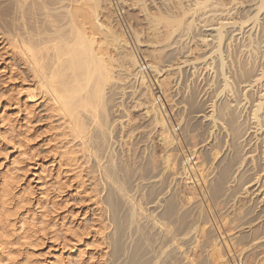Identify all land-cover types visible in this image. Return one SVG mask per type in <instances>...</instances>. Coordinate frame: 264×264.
Returning a JSON list of instances; mask_svg holds the SVG:
<instances>
[{"label": "rangeland", "instance_id": "1", "mask_svg": "<svg viewBox=\"0 0 264 264\" xmlns=\"http://www.w3.org/2000/svg\"><path fill=\"white\" fill-rule=\"evenodd\" d=\"M162 1H160V0L159 1L158 0H136V1L135 0H102V2H103L102 3L100 0L99 4H98V5L103 4L102 6H98V8H100V10L98 9L99 14L100 13L102 14V15L100 14L98 16V18L102 19V16L105 14L104 15L105 17H103V18L106 19V16L108 15L106 20L107 21L110 20L111 22L109 21V23L111 25L114 24L116 28L114 27V25H113V27L115 29H118L119 32L123 33L125 38L129 42V44H128V42L126 43L127 45L124 43L123 44L124 46L122 45V48L120 47V48H118V50L116 49L117 51H115L114 50L115 48H113V46H111L113 44L109 43L110 46L108 45V48H110L111 51L114 50L113 51L114 56L116 54L120 55V58L118 56L117 60H119L120 62L122 61V62L119 63V61H117V60H115V62L112 61V63L110 62V65L113 64V66H115V67L112 66V68L110 66L111 70H115V72L112 71V74H114L113 79L111 78L108 80L109 82L107 81L108 83H106V85H108L109 87L105 86V88L109 89L111 87L112 90L114 88L115 94L113 93L114 91H112V93H113L112 95H110L111 92L110 93L104 92V94L107 93L105 96H107V95L109 96V98L107 96V98H108L107 100L104 99L105 96L102 95L103 101H107V102H109L113 98L120 97V99L116 98L117 103H118V101L119 102L121 101L117 105H118V107H120L119 104H121L124 107L121 106L120 108H118L117 105L115 104L116 102H114L115 100H113V102L112 101L109 102V104L111 103V105H109L107 102H105V103H103L104 107L103 106H102L103 108L100 107V111H98L99 107H97V110H96L102 114V113H104L102 109L106 108L105 106L108 104L107 108L109 110L107 108L105 109L106 111L104 110L106 113H104L105 115L103 117L107 118V121H106L107 124L105 122L106 125L112 124V127H111V125H108L110 127H108V126L106 127V128H108L107 130L109 131L108 137L111 139L110 141H112V145L110 144L111 145L110 148H112V149L109 148L110 150L108 149L107 151H110L109 154L114 152L113 156L111 157L112 159L115 156H120V157H118V159L116 157L117 160L116 159L114 160V161H116L115 164H117L119 162L117 165L114 164L115 168H117L116 171L114 169V171L117 172V173L114 172V175H115L114 178L118 177V175H119L120 178H118V179H119V182L121 183V185H120V183L119 184L117 183L118 180L115 178L116 184L122 186L123 193H125L126 196L128 195L127 198H129V200L132 198L130 200L131 204H128L127 202H126L127 203L126 204L121 198L118 199L117 201L120 202L119 205H116L118 203H114V205H113V207L115 206L117 208L112 207L111 204H113V203H110V201L108 200V196H106V195H108V192H107L108 191V185L110 186V184L108 183V181H104L105 179H103L101 177V175L98 174L99 173L98 171L96 173L95 169H97V168L94 167V166H96V163H95L96 161L93 158L90 159L89 162H87L86 164L83 165L82 170L84 172L81 171L78 173V171H79L78 169H77L78 170L77 171L72 166L65 164L66 162L60 157L59 152L61 151V147H59L60 144H58V143L60 142L59 140H61L62 136L61 137L58 136V135H60V129H59V127H56V125H57L56 117H55V120L53 118L54 116L49 117L52 115L47 109H45L46 106L44 105L45 104L44 99L41 98V95L37 94V92H36V91H38L36 89L37 84L34 83V81H30L27 78V74L24 70V66L22 64V61H21L19 55L16 54L15 51H13V49L10 48V46H8V44L2 40V38H0V174H1L0 179H1V177H3L4 174L15 172L17 175H19L21 189L23 188L24 191H26V192L28 191L27 193L29 195H30V193L32 194L30 196L32 198L31 201L35 205L37 210H39V209H41V210L45 209L46 210V207H48L47 204H51V202H55L54 204L55 205L57 204V205L55 206L56 209H54V211H55L54 214H57V220L60 221L61 223H62V221L66 222V223L69 221L68 222L69 224L72 223V226H74L73 227L74 231L77 230V232L75 231L77 233L76 235L79 236V237L76 236V238H74V240H73V242L75 241L74 243L70 242V243H66L65 245L62 244V245H64V249H63V246L61 244L56 245L57 244L56 241L52 242L50 240H45L44 241L45 243L43 242V245L42 244L40 245L41 247L40 246L36 247L37 249L35 250L36 251L35 254L36 253L37 254L35 256H33V258H35V261L36 260L38 261V264H51L53 259H56V257H59V256L61 258H63L64 260L68 259V260L74 261L75 259L80 258V260L81 259H83L85 261L88 260V261L94 262V263L101 262V264H109L110 262H111L110 264H128V262H130V264H132V263L135 264V262H136V264H138L139 261H140L139 264H142V263L143 264H153V263L154 264H158V263L159 264H171L170 262H172V264H180L179 259H178L179 263H177L176 258H175L174 262L171 261V259L174 256L172 258L167 257L168 252H170L171 246L169 247L167 244V248L165 250L161 251L162 248L166 247L165 246L166 245V239L165 238L164 239L158 238V233H156L157 232L156 229L149 227V223H150V226L153 223L151 221V219L153 221H155V219L157 221L160 220L161 222L159 221V223H162V225H163V221H164L163 226H165L166 229L169 228L170 230H175L177 232H179L178 231L179 229H184V231L186 232V230H189L188 227L192 226V227H190V230H191V228L195 227L194 230H192L190 232L191 234L189 233L187 235L188 237L189 236L191 237V239L189 237L190 241H189L187 236H184L183 239L185 240V238H186L188 241L187 240H185V241L181 240L182 244H184V245L186 244L185 246L183 245V247H185L186 251H187V258L185 257L184 260L182 259L183 261L181 260V264H264V255H263L264 254V241H261V242L249 241L251 238L249 235V232L252 229V228L250 229V227H256L257 225H261L264 222V198H262V196L259 195V192L257 193L256 191H254L255 192L254 193L252 191L255 188L254 186L253 187H250V186L246 187L247 186L246 180L248 178L250 179V177L254 175L253 169H251V168H254L255 164L254 163L251 164L250 163L251 161L250 162L248 161V160H250V158L249 157L247 158V154L245 155V154H243V152L240 153V156L245 155L244 163L240 166L241 169L239 168L237 170V172H235L234 175L232 177H230L231 179L229 178L230 181L228 179L227 185L225 184L226 182L224 183L225 185H223V186L225 188V190H224L225 192L222 191V193L221 192L218 193V192H214L213 190L210 189V187L211 188L213 187V182H214L213 180L214 179L216 180V178H217L216 176L218 174L220 167L222 166L221 164H223L224 161H226L227 159H229V157H231L232 151L234 150V147H232L231 142H230L231 139L229 140L230 144L225 143V145L223 147V145L219 144V142H217V140L215 142L216 138H214V137H218V136L219 137L225 136V137H223V139L226 138L225 133L228 132L229 129L231 128V126H230L231 122L230 123L228 122V121H230L229 118H231L230 117L231 114L230 115L227 114L228 116H225L224 119L219 118V120H217L218 123H216L215 125L211 121L216 117V116H214V115H216L215 114L216 112H214L212 117H209V114L212 113L211 106H210L211 102L216 104L220 101H223V100L227 99L226 98L227 96H225V95H228L230 100H231V94H230L231 91L227 92L228 88L226 90V87H224V89H222L223 88V86H222L223 81H221V79H222L220 76L221 72L219 71L221 69L219 68L220 62L217 61V60H219L218 59L219 56L216 53L217 51L215 52V54L213 53L211 55L212 58H214V59L216 57V59H217V60L215 59L216 61L215 60L212 61V58L209 56L211 59L209 57H207L205 59V62L204 61L202 62L203 64L199 62L200 60L197 61L196 63H192V65L194 64L193 66L195 68L197 67V69H195L194 74L189 73L192 71L191 69H193L192 67H190V65L185 66V64L183 65L181 63L183 61L182 59L185 60V58L193 57V56H195V54H196V56L201 55L202 52L198 49V46H197L198 38L202 34H205V33L207 34L210 32L209 30L206 31L203 29L208 28V27H206L208 25V23L209 24L214 23V21L217 18L213 19L214 21L212 20V22H210L209 20H207L208 22L199 21V20L194 21L195 25L193 24L191 27L192 30L190 29V31H192V32L189 31L190 34L187 33V35L180 37L178 33H180V31L184 28V27L183 28L181 27L183 25H180V23H182V21H183V24H185L186 18L184 17L183 20H182V18L179 19L178 17L181 15H179L178 17H175L176 12H177V15L179 12L178 11L179 9L175 7L176 6V2L174 4L175 0L167 1L168 4H166L167 2L165 3L163 1L165 5L161 4ZM221 1H222V3H223V1H224V3H227L229 0L228 1L227 0H221ZM7 2H8L7 0H5V1L0 0V11L1 12L3 10L2 8L5 7V5H6L5 3H7ZM170 2H173V3H171V5L174 4L175 5L174 8L177 10L173 9V6L170 5ZM104 6H105V8H103ZM166 6H168L169 8H167ZM243 7L244 6H242L241 8H243ZM241 8L240 7L237 8L238 12L239 11L241 12V10H243L244 8H247V7H244L243 9H241ZM263 8L264 7H262V9ZM168 9L169 10L171 9V10L169 11ZM262 9L259 12V16H261V17H262V15H264V11H263L264 9L263 10ZM159 10H161L160 11L161 13L159 12ZM244 11H245V13H244ZM261 11L263 13L262 15H261ZM51 12H53V11H51ZM248 12L249 11H246V9H245L242 11L243 14L242 13H239V14L246 15V14H248ZM37 13H39V11H37ZM163 14H164V16H163ZM168 14H169V16H168ZM179 14H181V13L179 12ZM171 15H173V17H171ZM167 16L170 17V19L174 18V17L176 20L179 19L180 23L178 22V20L177 21H174L173 19L167 20L168 24L171 21L172 29L170 28V24H169V27L167 25L168 28H166V22H165L166 20L165 19L168 18ZM108 18H109V20H108ZM112 18H114L115 20ZM115 21H116V24H115ZM173 21L175 23L178 22L179 26L176 25L175 28L178 27L179 32L177 29H174L173 25H175V24ZM216 21H219V20H216ZM146 24H148V25H146ZM263 24H264V19H263ZM193 26H194V28H193ZM1 29L3 30V27H1V25H0V34H2ZM170 30H173V31H170ZM197 30H199V31H197ZM134 31H135V33H133ZM155 31H156V33H155ZM174 31H176V32H174ZM167 32L169 34H167ZM190 36H191V38H190ZM196 36H197V38H196ZM133 37L138 41H136ZM210 37L211 36H208V39ZM180 38H182V39H180ZM206 38H207V36H206ZM138 42H139V44H138ZM157 43L159 44V46ZM171 44L173 46H171ZM194 45H196V46H194ZM175 46H176V48H175ZM165 47H168V48H165ZM195 47H196V49L194 50ZM125 48H126V50H125ZM220 48H221L220 49L221 52H220V50H218V52L223 53V50H224V52L226 53L227 50L225 51V49H226L225 46H222ZM222 48H224V49H222ZM119 49H121V50H119ZM191 49H193L192 52H191ZM198 51H200L201 53ZM167 52H169L171 54H167ZM8 53H10V54H8ZM225 53H224V55L222 54L223 57H225L226 55L230 56V57H227L228 59L226 57L224 58L225 60L228 61V62H226V64L228 66L227 65L225 66L228 70L225 67H224V69L227 70L228 75L230 74L229 80L231 83V64L229 61L231 59V53L229 54L228 51L226 54ZM14 54H16L17 56H15ZM117 55L114 57V59L117 58ZM214 55H215V57H214ZM131 56L135 59L131 58ZM167 58H169V59H167ZM208 58H209V60H208ZM131 59L136 60V61H138V60L143 61L144 60V62L149 64L150 68H152L155 65L153 70L151 69L152 75H149V76L151 79H154V77H155V79L153 81H156V83L159 85V87L161 88V90L163 92V97H162V101L160 104L154 103L153 97L151 96L152 94H150L152 92H149L150 87H149L148 83L144 84L145 82L150 80L149 76L144 74L146 76L145 77L142 74V77H141V73H139L138 65H137L139 61L135 65H133V62L131 61ZM116 61L118 64H120V65L122 64V68L120 65H118L116 63ZM206 61H208V62L206 63ZM216 62H218V65L215 64ZM115 63L117 65H115ZM205 64H206V66H205ZM229 64H230V66H229ZM151 65H153V66H151ZM214 65H216V66L214 67ZM118 66H120V68ZM210 67L214 68V69L211 70ZM156 68H158V69H156ZM178 68H180V69H178ZM209 68H210V71H208ZM217 69H218V71H216ZM18 70H20L21 72L23 71L25 73L22 72L23 73L22 74L20 71L18 72ZM125 72H127V73H125ZM216 72L219 74V76L217 75ZM116 73L119 74L117 77H116V75H117ZM120 73H122L123 75ZM21 74H22V76H21ZM199 74H200V76H199ZM23 75H25V77H23ZM20 77H21V79H20ZM24 78L25 79L27 78V79L25 80ZM22 79H24L23 80L24 82L22 81ZM25 81H27V83ZM110 81H112V82H110ZM216 81H218V82H216ZM113 82L114 83L116 82V83L114 84ZM110 84L111 85L113 84L114 86L118 85L117 87H120V86L121 87L117 88L116 86L114 87L113 85H112L113 86L112 87V86H110ZM230 85H229V88H231ZM123 86H124V88H123ZM111 88H110V90H111ZM107 89L105 91H108ZM118 89H119V92L117 91ZM127 89L129 91H127ZM220 89H222L223 91H221ZM134 90H135V92H134ZM165 91H166V93H165ZM175 91H176V93H175ZM29 92H31V93L29 94ZM33 92H34V94H33ZM116 92H118V94ZM133 92L136 94H134ZM131 93H133L134 95ZM121 94H122V96H121ZM114 95H115V97H114ZM215 95H216V97H215ZM110 97H111V99H110ZM127 102H129V103H127ZM139 103H140V105H138ZM112 104L116 105L117 110H118V112H116L117 114L115 113L116 107H115V105H112ZM42 105H44L45 107ZM133 105L135 107H133ZM109 106L110 107L112 106V108L114 106L113 109H115V111L112 109L113 110V112H112V110L110 109ZM129 106H130V108H128ZM154 106H155V108H157V106H158V108H160L159 112H161V113L159 114V116L163 115L162 116L163 118L160 116L161 119L165 120V123L168 126H169V124L172 125V129L173 128L175 129L172 131V129L169 126L170 133H171V135L174 139V142L176 144L175 149H177V150H174V152L175 153L180 152L178 154H180V158L182 159V160L181 159L179 160V156L176 157V158H178V159H176V165L178 163H179L178 164L179 167L182 165V163H184V165H185V168L180 167L182 170L181 169L179 170L177 168L180 172L183 171V172H181V174L180 173L178 174L179 177L177 174L172 175V173H169V172H171V170L168 167L163 166L165 163L164 162V155H165L164 153H165L166 149H164L165 147H164V145H163V143L159 137L161 136V133H163L162 131L164 129H162L161 124L156 125V123L155 124L152 123V122H155L154 121L155 120L154 114L156 111L154 110L155 108H153ZM148 107H149V109H147ZM248 107L249 106H247V108ZM239 109H241V108L238 107L236 113L239 112ZM110 110H111V114H114L113 116L109 113ZM123 110L124 111L126 110V112H124ZM118 113H120V114H118ZM106 114L107 115L110 114L111 117L109 115L106 116ZM204 114H205V116H204ZM45 115H47V116H45ZM113 117H115V118H113ZM117 117H119L118 122L116 120ZM205 117H207V118L205 119ZM106 118H104V119L106 120ZM111 118H113L112 120L115 119L116 121L109 123L110 122L109 120ZM187 118H188V120H187ZM240 118L242 119V117H240ZM27 121H28V123H27ZM167 121H169V122L167 123ZM113 123H114V125H113ZM220 125H221V127H220ZM131 126H133L136 129H134V128L132 129ZM110 128L111 129L113 128V130H112L113 132H110L111 131ZM129 128H131L130 130H132L133 132L129 131ZM122 129H123V131L121 132L122 133L121 134L120 130H122ZM227 129H228V131H227ZM124 130L126 132L129 131L132 134H129V132H128V135H127L128 137H127L124 134V133H126V132H124ZM115 131H117V132H115ZM58 132H59V134H58ZM110 133H111V135H110ZM117 133H119V134H117ZM120 134L122 137L124 136L123 137L124 141H122V137L120 136ZM113 137H115V139ZM116 137H117V140H116ZM174 137H176L177 141ZM119 138H121V140ZM228 138H229V136L226 138V140ZM117 141L119 143H117ZM180 141H181V145L179 144ZM215 143H216V145H215ZM217 143L219 144L220 149L217 148L218 147ZM116 144L119 146L117 147ZM177 146L178 147L183 146V147L178 148ZM213 146L217 148V149L214 148L215 150H217L216 151L217 153L215 151H213L214 150ZM118 148L119 149L121 148V150H119ZM182 149L184 150V152H182L183 151ZM211 150L215 153L214 155L211 154V153H213ZM119 151H121L122 154H119V153H121ZM181 152L186 154L187 156H189V164L184 161V158L182 156L183 154H181ZM202 152H204L205 158H204ZM205 152L207 153V155L205 154ZM106 154H108V152ZM106 154L104 153L105 156H103V154H102V157L100 155L101 159L102 158L106 159V160H104V159L102 160L104 163L101 160H99V163L101 162L100 164L103 163L105 165L106 161H110L109 154L108 155H106ZM206 156L209 159V161L206 158ZM203 158L205 159V161L203 160ZM242 158H244V157H241L240 159H242ZM112 159H111V161H112ZM127 159L129 160V162ZM152 159H154V160H152ZM131 160H133V161H131ZM91 161H92L93 165H92ZM206 161H207V163H205ZM219 161L220 162L223 161V162L220 163ZM245 162L246 163L249 162L248 166H247V164H245ZM17 163H18V165H17ZM110 163H114V162H110ZM106 164H108V163H106ZM114 165H113V167H114ZM245 165L248 168L251 166L250 167L251 170L248 172V173L251 172L250 174H248L247 172L243 173L244 169L245 170L248 169V168H246ZM163 169H165V170L163 171ZM241 170L243 172H241ZM164 173L165 174L167 173V174L165 175ZM241 173H243V174H241ZM245 175H246V177H244ZM174 176H176V177H174ZM120 179H122V180L120 181ZM104 182H106V183H104ZM242 182L243 183L245 182V183L243 184ZM226 186H228V187H226ZM124 190H126V192ZM174 190H175V192H174ZM105 198L108 200V202L106 201ZM42 201H43V203H42ZM103 201H104V203H103ZM170 202H172L171 203L172 204V208H171L172 211L170 210L169 212H167V214L168 213L169 214L165 216L166 212L163 208L166 209L167 205L168 206L170 205L169 204ZM107 203H109L110 206L107 205ZM103 204H105V205H103ZM38 205L40 207L43 205L44 207L40 208ZM131 206H133V207L131 208ZM109 207L111 209L113 208L112 210H114L113 211L114 213H111L112 211L109 209ZM139 208H140V210H139ZM131 209H133V210H131ZM125 210L126 211L128 210V211L126 212ZM132 211H133V215H132ZM162 211L164 213H161ZM136 213L138 214V216L136 215ZM48 214H49V212H48ZM159 214L160 215L162 214L164 216L159 217L158 216ZM262 214H263V216H262ZM156 215H157V217H155ZM131 217H132V220H131ZM145 217H147V218H145ZM150 217H151V219H149ZM252 219H254V220H252ZM149 220H150V222H148ZM251 220H252V222H251ZM143 221H145V222H143ZM250 222L252 224L249 225ZM165 224L166 225L168 224L169 226L167 227ZM159 225H161V224H159ZM162 225H161V230L163 227ZM174 225H175V227H174ZM136 226H137V228H135ZM165 227H163V228H165ZM149 228L150 229L152 228V230H150ZM140 229H142V230H140ZM154 230H155V232H154ZM211 230H212V234H213L212 238L210 240L206 241V233L208 231H211ZM192 237L193 238L195 237L194 240ZM230 237H232V238H230ZM147 238L149 239V241L147 240ZM150 238H151V241L153 239L154 240L151 242ZM163 240L165 242H163ZM230 240L232 242H230ZM217 241L220 244L219 246H221L220 250L217 253H215V255L209 257L207 254L209 253L211 248L214 246L213 243H217ZM149 242H151V243H149ZM155 242L156 243L158 242V243L155 244ZM251 242H253V243H251ZM118 243H119V246H117ZM50 244H51V246H50ZM146 244L148 245V247L146 246ZM163 244H165L164 247L162 246ZM195 244H196V246H195ZM114 245H116V246H114ZM145 246L147 248H145ZM233 246H234V248H233ZM244 246H246V247H244ZM228 247H229V249H228ZM116 249H118V250H116ZM157 249H158V251L160 250L159 252H164L166 258H165L163 253H162V255L159 252L157 253ZM119 250H121V252H119ZM122 252L125 254L123 255ZM136 252H138L140 255ZM147 252H149V253H147ZM110 253H111V256H110ZM134 253H135V255H134ZM112 254H113V256H112ZM130 254L132 256H130ZM145 254H147V255H145ZM148 254H150V255H148ZM159 254H160V257H159ZM128 256L130 257V259H128L129 258ZM151 256L153 258H150ZM218 256H219V258H218ZM114 257H116V259H114ZM139 257H140V259L138 260ZM148 257L151 260H149ZM123 258H124V260H122ZM141 258H143L144 260H142ZM217 260L221 261V262L218 263ZM115 261H116V263H115ZM146 261H149V262L147 263ZM35 263H37V262H35Z\"/></svg>", "mask_w": 264, "mask_h": 264}, {"label": "bare ground", "instance_id": "2", "mask_svg": "<svg viewBox=\"0 0 264 264\" xmlns=\"http://www.w3.org/2000/svg\"><path fill=\"white\" fill-rule=\"evenodd\" d=\"M7 1L8 2L5 3L6 4L5 7L2 8L3 9L2 12L0 11V25H1V27H3V30L1 29L2 30L1 31L2 34H0V38H2V40L5 41V43H7L8 46H10V48H12L13 51H15L16 54L19 55V57H20V59L22 61V64L24 66V70H25V72L27 74V78L30 81H34V83L37 84L38 88L36 86L35 87H36V89L39 92L38 91H36V92H37V94L41 95V98L44 99V102H45L44 105L46 106L45 109H47L52 115V116H49V117H53L54 116L53 117L54 120H55V117H56V123L58 125V126L56 125V127H59V129H60V135H58V136L59 137L62 136L61 140H59L60 142L58 143V144H60L59 147H61V151L59 152L60 157L66 162L65 164H68L69 166H72L76 170L78 169L79 170V171L77 170L78 173L83 171L82 170L83 165L86 164L87 162H89V160L93 158L96 161L95 162L96 166H94V167L97 168V169H95L96 173L98 171L99 172L98 174H100L101 177L103 179H105L104 181H108V183L110 184V186L108 185V191H107L108 195H106V196H108V200L110 201V203H113V204H111L112 207H113L114 203H118L116 205H119L120 202H118L117 200L120 199V198L125 203L127 202L128 204H131L130 200L132 198L129 200V198H127L128 195L126 196L125 193H123L122 186H120L121 183L119 182V179H118V178H120L119 175H118V177H115V178L118 180L117 183L118 184L120 183V185L116 184V181H115V178H114V176H115L114 172L117 170V168H115V165H117L119 163L118 162L117 164H115L116 161H114V160L116 159V157L118 159V157H120V156H115L112 159L111 157L113 156L114 152L109 154L110 151H107L111 147L112 141H110L111 139L108 137L109 136L108 135L109 131L107 130L108 128H106V127L108 125H111V127H112V124L106 125L107 124V122H106L107 118L103 117L105 115L104 113H106L105 109L107 108L109 102L110 101L113 102V100H115L114 102H116L117 101L116 98L120 99V97H116V98H113L112 100H110L111 99V97H110V99H109L110 101L107 102V101H103V96H105L107 93H110V92H111L110 95H112L113 93L115 94L114 88L112 90V88L110 87L111 88V90H110V88L107 89V88H105V86H108V85H106V83L109 82L108 81L109 79H111V78L113 79V75L114 74H112V71L115 72V70H111L113 64L110 65V62L111 63H112V61L115 62V60L118 59V56L120 58V55H117L116 54L117 52H116L115 54L117 55V58L114 59V57L116 55L114 56V52L113 51L114 50L117 51L118 48H120V47L122 48V45L124 43L126 44L128 42L127 39L125 38L124 34L119 32L118 29H115L116 27H115V25L113 23L112 24L114 25L115 28L113 27V25H111L109 23V21H110L109 18H108L109 21L106 20L107 16H108L107 14H106L107 15L106 19L103 18V17H105L104 16L105 14L102 16V19L98 18V16L101 14V13L99 14L98 9L100 10V8H98V6H102L103 5V4L102 5H98L100 0H7ZM160 1H162V0H160ZM163 1L166 3L169 0H166V1L163 0ZM163 1L161 2L162 5L164 4ZM220 1L221 0H175L174 4L176 2V6L174 4L171 5V3H173V2H170V5L173 6V9H175L174 8V6H175L176 8L179 9L178 11L181 13V14H179V12H178V15H177V12L175 11L176 12L175 17H178L179 15H181V16L178 17L179 19L182 18V20H183L184 17L186 18V23L184 22L185 24H183L182 20H181L182 23H180L179 19H177L178 22L180 23V25H183L181 27L182 28L184 27L183 29L180 27L182 29L180 31V33H178L180 37L181 36H185V35H187V33H189L192 25L193 24L195 25L194 21L199 20V21L208 22L207 20H209L210 22H212V20L216 19V18H217L216 20H219V21L215 20L216 22L213 20L214 23H212V24L208 23V25L206 26L208 28L204 27L205 29H203V30H206V31L209 30L210 32L207 33V34L205 33V34H202L201 36H199L198 42H197V46H198V49L202 52L201 53L200 51H198V52L201 53V55L196 56V54H195V56H193V57L185 58V60L182 59L183 61L181 63L183 65L185 64V66L186 65H190V67H192L193 69H191L192 70L191 72H189V71L188 72L191 73V74H194L195 73V69H197V67L195 68L193 66L194 64L192 65V63H196L199 60H200L199 61L200 63H202L203 61L205 62V59L207 57L210 56L212 58L211 55L213 53L215 54V52L217 51L216 53L219 56L218 57L219 60L216 59L215 55H214V57H215V59L217 61L220 62L219 63V65H220L219 68L221 70H219V71L221 72V75H220L221 78H222L221 81H223V85H222L223 88L222 89H224V87H226V90L228 88L227 92L231 91V93H230L231 94V100H230L228 95H225V96H227L226 97L227 99H225L223 101H220V102H218L216 104H214L212 102H211V105L209 104L211 106V111H212V113L210 112L211 114H209V117H212L214 112H216L215 113L216 115H214L216 117L214 119L212 118L213 120L211 119L212 120L211 122H213L214 125L216 123H218L217 120H219V118L224 119L225 116H228L227 114H229V115L231 114L230 115L231 118L228 117L230 119V121H228V122L229 123L231 122V125H230L231 126V128H230L231 130L227 127L229 129V131L227 129L228 132L225 133L226 134V138L228 136H229V138L226 140V138L223 139V137H225V136L219 137L218 135H217L218 137H214V138H216L215 142L217 140V142H219V144L223 145V147H224L225 143H229V140L231 139V141H230L231 145H232V147H234V150L232 151L231 157H229V159H227L226 161H224L223 164H221L222 166L220 167V169L218 171V174L216 176L217 178H216V180L215 179L213 180L214 181L213 182V187L212 188L210 187V189L213 190L214 192H218V193L219 192L222 193V191L225 192L224 191L225 188H224L223 185H225V184L227 185L228 179L230 177H232L234 175V173L237 172V170L240 168V166L244 163L245 155L247 154V158L248 157L250 158V160H248V161L249 162L251 161L250 162L251 164L254 163L255 167L251 168V169H253L254 175L251 176L250 179L248 178L246 180V183H247L246 187H248V186L253 187L254 186L255 188L252 191L253 192L256 191L257 193L259 192V195H261L262 198H264V24H263L264 15H262L263 14L262 11H261L262 17L259 16L260 10L262 9V7H264V0H229V1L227 0L228 1L227 3H224V1L222 3V1L221 2ZM101 2H102V0H101ZM166 4H168V2ZM242 6L247 7V8L243 7L244 8L243 9V8H241ZM166 7L169 8L168 6H166ZM238 7H240L243 10L246 9V11H249L248 14L242 15L243 14L242 13L243 10H241V12L240 11L238 12V10H237ZM103 8H105V6ZM175 10H177V9H175ZM37 11H39V13H37ZM51 11H53V12H51ZM160 11L161 10H159V12ZM239 13H242V14H239ZM244 13H245V11H244ZM163 16H164V14H163ZM168 16H169V14H168ZM171 17H173V15H171ZM175 17L171 18V19H173L174 21H177L175 19ZM112 19H114V18H112ZM171 19H170V17L165 19L166 20L165 21L166 22V28H168L169 24H170V28L172 29L171 21H170L169 24L167 22V20H171ZM178 22L177 23L174 22V24H175V25H173L174 29H177V30L179 29L178 27L175 28V26L178 25ZM115 24H116V21H115ZM146 25H148V24H146ZM167 25H168V27H167ZM193 28H194V26H193ZM173 30H170V31H173ZM197 31H199V30H197ZM174 32H176V31H174ZM178 32H179V30H178ZM190 32H192V31H190ZM133 33H135V31ZM155 33H156V31H155ZM167 34H169V33L167 32ZM206 36H207V38H206ZM208 36H211V37L208 39ZM190 38H191V36H190ZM196 38H197V36H196ZM180 39H182V38H180ZM136 41H138V40H136ZM109 43L113 44V45H111V46H113V48H115L114 50L111 48L113 51H111L110 48H108ZM128 44H129V42H128ZM138 44H139V42H138ZM158 46H159V44H158ZM171 46H173V45L171 44ZM194 46H196V45H194ZM222 46H225V48H226L225 51L227 50L229 54L231 53V59L229 60L230 64H231V83H230V80H229V77H230L229 75L230 74L229 75L227 74V70L228 69L225 67L227 65L226 62H228V61L224 59L225 57L227 58V57H230V56L226 55L225 57H223V55L225 53L224 50H223V53H220L221 52V50H220L221 48L220 47H222ZM126 48H125V50H126ZM165 48H168V47H165ZM175 48H176V46H175ZM195 49H196V47L194 48V50ZM222 49H224V48H222ZM119 50H121V49H119ZM218 50H220V52H218ZM192 51H193V49H191V52ZM227 51H226V53H227ZM8 54H10V53H8ZM16 54H14V55L17 56ZM167 54H171V53L167 52ZM132 56H131V58L134 57V56L133 57ZM209 58H208V60H209ZM133 59H135V58H133ZM167 59H169V58H167ZM215 59L212 58V61L215 60ZM117 61H119V60H117ZM117 61H116V63H117ZM131 61L133 62V65H135L139 60L136 61V60H132L131 59ZM121 62L119 61V63H121ZM207 62L208 61H206V63ZM116 63H115V65L118 64V63L117 64ZM215 64L218 65V62H216ZM230 64H229V66H230ZM118 65H120V64H118ZM110 66H111V68H110ZM120 66L122 68V64ZM120 66H118V67L120 68ZM151 66H153V65H151ZM205 66H206V64H205ZM215 66L216 65H214V67ZM113 67H115V66H113ZM154 67H155V65L151 69L153 70ZM224 67L227 70H225ZM210 68H209L208 71H210ZM156 69H158V68H156ZM178 69H180V68H178ZM213 69L214 68H211V70H213ZM218 69L216 71H218ZM19 71L20 70H18V72ZM25 72H23V73H25ZM125 73H127V72H125ZM22 74H21V76H22ZM116 74H117L116 75V77H117L119 74L118 73H116ZM120 74H122V73H120ZM217 75L219 76L218 73H217ZM199 76H200V74H199ZM23 77H25V75H23ZM141 77H142V74H141ZM20 79H21V77H20ZM24 79H22V81ZM154 79H155V77H154ZM27 81H25V82L27 83ZM110 82H112V81H110ZM154 82H156V81H154ZM216 82H218V81H216ZM144 84H146V82ZM112 85L110 84V86H112ZM229 85L231 86V88H229ZM120 87H117V88H120ZM123 88H124V86H123ZM106 89L108 91H105ZM222 89H220V90L223 91ZM135 90H134V92H135ZM112 91H114V92L112 93ZM117 91L119 92V89ZM127 91H129V90L127 89ZM104 92H107V93L104 94ZM118 92H116V93L118 94ZM149 92H151V91L149 90ZM30 93L31 92H29V94ZM133 93H131V94H133ZM165 93H166V91H165ZM175 93H176V91H175ZM33 94H34V92H33ZM134 94H136V93H134ZM150 94H152V93H150ZM107 96H105L104 99L107 100L109 98V96H108V98H107ZM121 96H122V94H121ZM114 97H115V95H114ZM215 97H216V95H215ZM105 102H107L108 104L105 106L106 108L102 109L104 113L101 114L98 111H100V107H102L104 105L103 103H105ZM120 102L118 101V103H120ZM118 103L116 102L115 104L117 105ZM127 103H129V102H127ZM115 104H112V105H115ZM44 105H42V106H44ZM109 105H111V103ZM116 105H115V107H116ZM138 105H140V103ZM246 105L249 106V107L247 108ZM119 106L121 107L122 105L119 104ZM155 106L153 108H155ZM97 107H99L98 111H96ZM117 107H118V105H117ZM117 107H116V111H115V109H113L114 106H113V108L111 106L110 109L111 110L113 109L115 111V113H116V112H118ZM120 107H118V108H120ZM122 107H124V106H122ZM133 107H135V106L133 105ZM238 107L241 108V109H239V112L236 113ZM128 108H130V106ZM147 109H149V107ZM159 109L160 108H158V106H157V108L154 109L156 111V112L154 111L155 114L153 113L154 116H155V118H154L155 122H152V123H154V124L156 123V125H158V124L160 125L161 124L162 129H164L162 131L163 133H161V136L159 137L161 139L164 147H165L164 149H166V151L164 153L165 154L164 155V162L165 163H164L163 166L168 167L171 170V172H169V173H172V175H176V174L178 175L179 173L181 174V172H183V171L180 172L179 170L182 167L185 168V165H184V163H182V165L180 166L181 168L179 167V165H178L179 163L178 162H177L178 164L176 165V159H178L176 157L179 156V160L181 158H180V154H178L180 152H178V153L174 152V150H177V149H175L176 144L174 142V139H173V137H172V135L170 133V129H169V126L172 129V125L169 124V126H168L165 123V120L161 119V117L163 115H160L161 117L159 116V114L161 113V112H159ZM111 110L109 111L110 114H111ZM113 110H112V112H113ZM124 112H126V110ZM110 114H108L110 117H111V115L112 116L114 115V114H111V115ZM118 114H120V113H118ZM108 115L106 114V116H108ZM45 116H47V115H45ZM204 116H205V114H204ZM240 117H242V119ZM104 118H106V120ZM113 118H115V117H113ZM113 118H111L110 120L108 119L110 121L109 123L115 122L116 120L118 122V118L119 117H117L116 120L115 119L112 120ZM206 118L207 117H205V119ZM187 120H188V118H187ZM105 122H106V124H105ZM168 122L169 121H167V123ZM27 123H28V121H27ZM113 125H114V123H113ZM108 127H110V126H108ZM131 127H132V129L134 128L133 126H131ZM220 127H221V125H220ZM130 129L131 128H129V131L133 132ZM134 129H136V128H134ZM110 130H111L110 132H113L112 131L113 128L112 129L110 128ZM173 130H175V129L173 128L172 131ZM122 131H123V129L120 130V133ZM129 131L126 132L124 130V132H126L124 134L127 136ZM115 132H117V131H115ZM131 132H129V134H132ZM58 134H59V132H58ZM117 134H119V133H117ZM121 134H120V136H121ZM110 135H111V133H110ZM123 137H122V141H124ZM176 137H174V138L176 139ZM113 138L115 139V137H113ZM119 139L121 140V138H119ZM116 140H117V137H116ZM176 141H177V139H176ZM117 143H119V142L117 141ZM179 144L181 145V141H180ZM219 144L217 143V146H218L217 148L220 149ZM215 145H216V143H215ZM118 146L119 145H117V147ZM182 147L183 146H180L178 148H182ZM214 148L217 149L216 147L213 146V149ZM110 149H112V148H110ZM215 149L213 151L216 152L217 150H215ZM119 150H121V148ZM107 152L109 154L110 161H106L105 165H104L103 164L104 162L102 161L104 158L101 159L100 155H101V157H102V154H103V156H105L104 153L106 154ZM119 152H121V151H119ZM182 152H184V150ZM182 152H181V154H183L182 156L184 158V161L189 164V156H187L186 154H184ZM242 152H243V154H245L244 156H240V153H242ZM108 154H106V155H108ZM119 154H122V152L119 153ZM202 154L204 156V152H202ZM205 154L207 155L206 152H205ZM211 154L214 155L215 153L213 152ZM241 157H244V158L240 159ZM204 158H205V156H204ZM204 158H203V160L205 161ZM206 158H207V156H206ZM111 159H112V161H111ZM99 160H101L103 163L100 164L101 162L99 163ZM104 160H106V159H104ZM152 160H154V159H152ZM131 161H133V160H131ZM208 161H209V159H208ZM110 162H114V163H110ZM128 162H129V160H128ZM221 162H223V161H221ZM249 162H247V163L245 162V164H247V166H248ZM91 163H92V161H91ZM106 163H108V164H106ZM205 163H207V161ZM17 165H18V163H17ZM92 165H93V163H92ZM113 165H114V167H113ZM247 166H246V168H248ZM250 167L248 169H246V170L244 169V172L241 170V172H243V173L247 172L248 173L251 170ZM114 169H115V171H114ZM165 169H163V171ZM115 173H117V172H115ZM243 173H241V174H243ZM250 173H248V174H250ZM174 177H176V176H174ZM178 177H179V175H178ZM244 177H246V175ZM230 179H229V181H230ZM121 180L122 179H120V181ZM104 183H106V182H104ZM226 187H228V186H226ZM124 191L126 192V190H124ZM27 192L24 191L23 188L21 189L19 175H17L15 172L14 173L11 172V173H8V174H4L3 177H1V179H0V264H38V261L37 260L35 261V258H33V256H35L37 254V253L35 254V252H36L35 250L37 249L36 247L40 246L41 244L43 245V242L45 240H50L52 242L56 241V243H57L56 245H60V244L61 245L62 244L65 245L66 243L73 242L74 238H76V236H78V235H76L77 234L76 233L77 230H75L76 232L74 231V229H73L74 226H72V223L69 224L68 223L69 221L67 223L62 221V223H61L60 221L57 220V214H54L55 213L54 209H56L55 206L57 205V204L56 205L54 204L55 202H51V204H47L48 207H46V210L45 209L37 210V208L35 207V205L31 201L32 198L30 196L32 194L29 192L30 193V195H29ZM174 192H175V190H174ZM108 200L106 199L107 202H108ZM42 203H43V201H42ZM103 203H104V201H103ZM171 203L172 202L169 203L170 204L169 206L167 205L166 209L163 208L165 210V212H166L165 216L169 214V213L167 214V212H169L171 210V208H172V204ZM103 205H105V204H103ZM107 205H109V203H107ZM41 207H44V206L42 205ZM132 207L133 206H131V208ZM115 208H117V207H115ZM140 208H139V210H140ZM109 209L112 211L111 213H114L113 212L114 210H112L110 207H109ZM131 210H133V209H131ZM48 212H49V214H48ZM161 213H164V212L162 211ZM132 215H133V211H132ZM136 215L138 216L137 213H136ZM158 216L159 217L160 216L163 217L164 215H162V214L160 215L159 214ZM262 216H263V214H262ZM155 217H157V215ZM145 218H147V217H145ZM149 219H151V217ZM131 220H132V217H131ZM252 220H254V219H252ZM252 220H251V222H252ZM151 221L153 223L151 224V226H150V223H149V227H152V228L156 229V231H157L156 233H158V238H162V239L165 238L166 239V245L165 244L162 245L163 247H164V245L166 247L162 248L161 251L165 250L167 248V244H168L169 247L171 246V249H170V252H168V254H167L168 256L167 257L172 258L174 256L173 257L174 259L172 258L173 260L171 259V261L174 262L175 258H176L177 263H179V260H180V264H181V260L182 259L184 260L185 257L187 258V251H186V248L183 247L184 244H182L181 240H184L183 239L184 236H187L192 230H194L195 227L193 226L194 228H191V230H190V227H192V226L188 227L189 230H186V232L184 231V229H179L178 230L179 232H177L175 230H170L169 228L166 229V227L163 226L164 225V221H163V225H162V223H159L160 220L157 221L155 219V221H153L151 219ZM143 222H145V221H143ZM148 222H150V220ZM251 222L249 223V225L252 224ZM159 224H161L165 228L162 227V230H161V225H159ZM166 226L168 227L169 225L167 224ZM174 227H175V225H174ZM135 228H137V226ZM152 228L151 229L149 228V229L152 230ZM250 229L251 230L249 232V235H250L251 238H250L249 241H253V242L264 241V222L261 225H257L256 227H250ZM140 230H142V229H140ZM154 232H155V230H154ZM212 235H213L212 234V230L208 231L206 233V241L210 240L212 238ZM189 237H188V239H189ZM194 238H193V240H194ZM230 238H232V237H230ZM190 239H191V237H190ZM190 239H189V241H190ZM147 240L149 241L148 238H147ZM185 240H187V239L185 238ZM150 241H151V238H150ZM151 242H149V243H151ZM163 242H165V241L163 240ZM230 242H232V241L230 240ZM253 242H251V243H253ZM157 243L155 242V244H157ZM213 244H214V246L211 248V250L207 254L209 257L215 255V253H217L220 250V247H221V246H219L220 244L218 243V241H217V243H213ZM64 245H62L63 249H64ZM50 246H51V244H50ZM114 246H116V245H114ZM117 246H119V243H118ZM146 246L148 247L147 244H146ZM146 246H145V248H147ZM195 246H196V244H195ZM244 247H246V246H244ZM233 248H234V246H233ZM228 249H229V247H228ZM116 250H118V249H116ZM159 251L157 249V253ZM119 252H121V250H119ZM136 253H138V252H136ZM147 253H149V252H147ZM159 253H161V255H162V253L164 254V252H159ZM124 254L125 253H123V255ZM134 255H135V253H134ZM145 255H147V254H145ZM148 255H150V254H148ZM110 256H111V253H110ZM112 256H113V254H112ZM130 256H132V255L130 254ZM164 256H165V254H164ZM159 257H160V254H159ZM150 258H153V257L151 256ZM150 258H149V260H151ZM165 258H166V256H165ZM218 258H219V256H218ZM114 259H116V257H114ZM128 259H130V257ZM139 259H140V257L138 258V260ZM141 259L144 260L143 258H141ZM122 260H124V258ZM34 261L37 262V263H35ZM146 262L148 263L149 261H146ZM217 262L220 263L221 261L217 260ZM115 263H116V261H115ZM139 263H140V261H139ZM170 263L172 264V262H170ZM51 264H101V262L94 263V262H90L88 260H86V261L83 260V259L80 260V258L79 259H75L74 261H71V260H68V259L64 260L63 258H61L59 256V257H56V259H53ZM128 264H130V262H128ZM135 264H136V262H135Z\"/></svg>", "mask_w": 264, "mask_h": 264}, {"label": "built area", "instance_id": "3", "mask_svg": "<svg viewBox=\"0 0 264 264\" xmlns=\"http://www.w3.org/2000/svg\"><path fill=\"white\" fill-rule=\"evenodd\" d=\"M138 71L141 74H145L147 76L152 75V71L151 68L149 67V64L139 60L138 62ZM149 81H147L146 83H148L149 87H150V91L152 92V96H153V100L155 102V104H160L162 101V97H163V92L161 90V88L159 87V85L154 82V79H151L149 76Z\"/></svg>", "mask_w": 264, "mask_h": 264}]
</instances>
